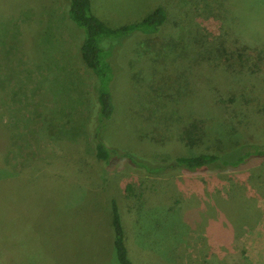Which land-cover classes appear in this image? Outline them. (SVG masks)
Here are the masks:
<instances>
[{
	"label": "rangeland",
	"instance_id": "rangeland-1",
	"mask_svg": "<svg viewBox=\"0 0 264 264\" xmlns=\"http://www.w3.org/2000/svg\"><path fill=\"white\" fill-rule=\"evenodd\" d=\"M69 4L0 0V202L9 187L16 234L33 237L19 248L30 264H121L111 199L123 205L126 184L147 174L118 152L152 162L193 155L182 136L198 116L211 121L204 148L231 152L250 131L264 139V80H235L236 99L215 120L208 104L213 86L229 84L228 69L214 66L220 29L227 42L264 45V0H91L113 29L157 7L168 13L155 33L102 40L114 68L104 137L118 154L109 162L97 159L89 132L99 80L82 59L85 30ZM154 188L135 215L123 210L132 264H264V158L176 171Z\"/></svg>",
	"mask_w": 264,
	"mask_h": 264
},
{
	"label": "trees",
	"instance_id": "trees-1",
	"mask_svg": "<svg viewBox=\"0 0 264 264\" xmlns=\"http://www.w3.org/2000/svg\"><path fill=\"white\" fill-rule=\"evenodd\" d=\"M69 3L70 18L85 30V37L80 46L82 59L99 80L97 89L98 108L94 110L95 113L92 115L89 132L97 159L102 162H109L112 153H117L114 148L111 150L104 137L108 120L115 109L110 90L114 68L109 59L111 52L102 46V40L104 37L119 38L133 31L155 33L167 18V8L157 7L148 13L142 21L113 29L107 27L104 22L93 14L91 0H69ZM223 34L224 28H221L217 35V41H214L217 45L215 47L218 48L221 56L213 57V59L216 63L214 66L218 65L228 69L229 84L226 86L215 85L211 89L212 96L208 99L210 110L213 113L211 120L218 117V106L222 104L223 106H229L235 101L236 96L231 89V85L235 80H238L245 88L250 87V85L257 86L264 80V77L262 78L264 76V45H252L251 42L246 40L240 43L239 39H232L227 42L228 39L225 40ZM226 42L228 44L238 43L236 47L242 51L235 56L226 47ZM197 86L199 85L196 84ZM222 92H227L229 97L226 96L227 94L224 96ZM210 127V120L198 116L185 128L182 138L187 147L195 149L196 152L193 155L184 154L175 157L171 161L152 162L143 158L138 159L136 155L129 152L117 153L119 157H125L132 167L138 168L147 174L144 176L147 179L140 178L126 184L123 192V205L115 197L111 199L112 224L115 231L114 244L121 264H132L127 248L129 233L126 223L124 224L123 210L131 216L135 215L141 203L144 202L146 191L151 192L155 189L156 179L171 176L176 171L181 170L196 172L205 169L221 171L229 168H239L249 164L254 159L264 158V139L261 138V135L259 136L251 131L246 134L241 147L231 152L219 153L209 147H202L201 136ZM11 183L13 181L6 183V185L8 186ZM7 188L8 190H5L7 192L5 200L3 203L0 202V217L2 216L3 220L2 227L0 223V264H30L32 258L30 259L27 250L22 252L19 251V248L27 243H32L33 237L28 236V231L22 232L21 235L16 234L17 204L15 200L10 199L11 192L9 187Z\"/></svg>",
	"mask_w": 264,
	"mask_h": 264
}]
</instances>
